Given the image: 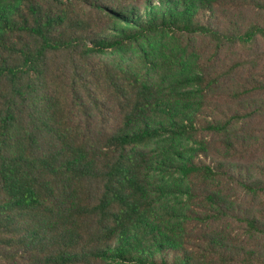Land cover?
<instances>
[{"label": "trees", "instance_id": "obj_1", "mask_svg": "<svg viewBox=\"0 0 264 264\" xmlns=\"http://www.w3.org/2000/svg\"><path fill=\"white\" fill-rule=\"evenodd\" d=\"M0 264H264V0H0Z\"/></svg>", "mask_w": 264, "mask_h": 264}]
</instances>
